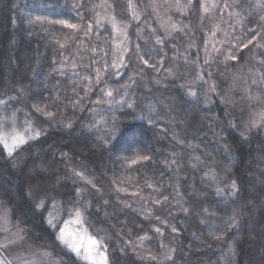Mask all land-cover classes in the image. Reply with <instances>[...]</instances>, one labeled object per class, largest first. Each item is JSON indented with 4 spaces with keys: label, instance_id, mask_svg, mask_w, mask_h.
Wrapping results in <instances>:
<instances>
[{
    "label": "trees",
    "instance_id": "1",
    "mask_svg": "<svg viewBox=\"0 0 264 264\" xmlns=\"http://www.w3.org/2000/svg\"><path fill=\"white\" fill-rule=\"evenodd\" d=\"M89 1L0 0V104L9 97L25 102L28 127L39 131L12 154L0 140V202L13 223L66 264H88L61 244L45 209L50 195L71 206L78 186L70 166H77L108 200L101 222L109 264H264V128L243 134L224 102L213 97L206 105L204 88L189 82L192 69L174 55L194 39L201 46L200 34L210 30L202 2L180 17L185 33L175 40L159 48L139 39V53L117 78L101 73L96 54L110 52V39L103 42L110 30L92 28ZM110 1L117 16L129 18L123 0ZM223 1L232 9L234 0ZM241 1L234 9L246 5ZM152 22L146 11L133 27ZM262 39L255 55L248 48L217 60L216 83L231 104L255 56L264 54ZM136 77L150 90H133ZM188 89L195 94L187 96ZM259 98L261 114L264 94ZM150 100L164 108L161 124L142 119ZM35 186L45 196L43 210L31 194ZM152 227L171 237L170 260L158 248L146 258L131 248L132 237Z\"/></svg>",
    "mask_w": 264,
    "mask_h": 264
},
{
    "label": "rangeland",
    "instance_id": "2",
    "mask_svg": "<svg viewBox=\"0 0 264 264\" xmlns=\"http://www.w3.org/2000/svg\"><path fill=\"white\" fill-rule=\"evenodd\" d=\"M123 1L129 18L117 16L112 11L110 0H91L87 2L88 8L86 9L92 28L99 26L107 27L105 32L110 30V35H106L103 41L108 44V38L110 39V52L105 55L101 49H98L96 56L103 69L101 73L114 71L117 78L121 76L122 72L125 73L131 54L139 53V39L149 40L153 45L161 48L165 40H172L175 38H172L173 36L185 31V23L180 17L190 11L194 0H144L143 5L136 0ZM200 1L202 2L200 11L202 21H207L210 30L200 34L201 46L194 39L193 42L191 41L193 44L188 48H179L181 52H177L174 47L176 59L181 57L192 69L193 74L189 78V82L204 88L205 99L207 98L206 105L213 103V97L224 102L232 119L230 122L243 134L257 125L264 128V112L258 114L255 110V107L261 104L259 95L264 94V54L255 56L256 60L249 68L245 79L242 80L237 95L232 100L233 104L227 96L220 93L216 83V75L220 67L218 66L220 60L218 62L217 60L221 54H225L229 60L236 59L239 52L248 48L254 49L253 54H257L259 48L257 45L264 38V31L261 25H258L259 20L264 24V0H243L246 5L236 9L234 7L243 3L241 0H234L232 9L223 0ZM233 10L239 11V13L236 14ZM146 11L152 15L154 23H149V27L146 26L144 29L136 31L133 26L139 22ZM242 13L246 18L239 17ZM242 30L243 38L239 36ZM176 39L179 40V38ZM105 43L103 45L107 46ZM182 43L185 42L179 41V47ZM262 50L264 52V43L260 51ZM81 58L86 60L83 55ZM129 83L131 87L134 86L133 90H138V88L150 90L149 86L137 77L135 80H129ZM104 93L107 96L112 95L111 91H104ZM193 93L195 94L191 89L185 92L187 96ZM39 102L41 105L43 104L42 101ZM145 110L148 115L146 117L142 115L143 120H150L156 124L163 122L160 116L164 108L159 102L148 101ZM260 110L263 111V109ZM30 117L26 103L22 100L9 97L1 102L0 140L10 154L30 138L39 135V131L34 129L32 131L28 127L27 123L31 120ZM22 163L23 160H18L16 167L18 168ZM70 168L71 179L78 186L70 207H66L59 197L50 195L48 207L45 208L46 199L39 187L35 186L31 194L39 209H47L48 221L63 246L71 251H73V246L78 247L80 255L73 252L82 262L101 264V257H103L106 258V264H109L104 241L105 230L101 222L109 214L108 200L90 172L77 166H70ZM138 197L146 200L150 198L143 196L142 193L140 196L138 194ZM77 213H79V217H77ZM132 238L131 248L141 258L154 256L156 248L164 252L167 260L173 254L171 237L168 238L161 228L152 227L149 233L137 234ZM91 240L96 241L98 247L91 245ZM0 264L66 263L55 256L51 250L39 246L29 239L27 233L13 223L9 206L0 202Z\"/></svg>",
    "mask_w": 264,
    "mask_h": 264
},
{
    "label": "snow or ice",
    "instance_id": "3",
    "mask_svg": "<svg viewBox=\"0 0 264 264\" xmlns=\"http://www.w3.org/2000/svg\"><path fill=\"white\" fill-rule=\"evenodd\" d=\"M77 217H79V213H77ZM90 244L93 246L98 247L97 242L94 240L90 241ZM72 250L79 256L80 255V249L78 247L73 246ZM82 258H89V257H82ZM101 264H106V258L101 257Z\"/></svg>",
    "mask_w": 264,
    "mask_h": 264
}]
</instances>
